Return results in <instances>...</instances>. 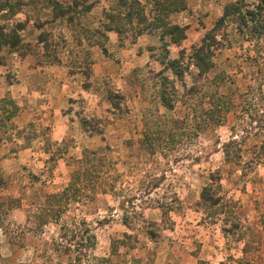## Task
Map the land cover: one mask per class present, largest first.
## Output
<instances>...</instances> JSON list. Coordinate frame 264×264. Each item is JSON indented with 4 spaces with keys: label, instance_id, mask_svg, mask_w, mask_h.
<instances>
[{
    "label": "rangeland",
    "instance_id": "374dc122",
    "mask_svg": "<svg viewBox=\"0 0 264 264\" xmlns=\"http://www.w3.org/2000/svg\"><path fill=\"white\" fill-rule=\"evenodd\" d=\"M151 3L0 0L20 28L0 49V264H68L51 243L82 229L87 260L264 264V41L238 19L258 0H173L178 38Z\"/></svg>",
    "mask_w": 264,
    "mask_h": 264
},
{
    "label": "trees",
    "instance_id": "16d2710c",
    "mask_svg": "<svg viewBox=\"0 0 264 264\" xmlns=\"http://www.w3.org/2000/svg\"><path fill=\"white\" fill-rule=\"evenodd\" d=\"M127 1L129 0H117V3L123 6ZM172 2L173 0H152V3H151L155 13H154V16L151 18V23H149V25L152 26L154 29H159L160 37L162 38H164L165 36H168L169 38L176 37L177 35H178L177 38L181 36V30L179 29V27L172 25L168 21H166L168 14L174 11V9H172ZM132 4L136 5L135 1H132ZM234 9H235V6L227 8L223 12L222 16L219 18L217 23L220 25L224 24L225 20L229 16L230 11ZM130 14H127L126 16L122 17V16H119L120 15L119 13H115V15L113 16L112 14H109L108 17L110 18L111 21L115 20L118 23L120 22V20H122L126 24H129L131 20L134 19L132 16H130ZM137 15L139 14L136 13V16ZM58 16L59 14L52 15V17H58ZM243 16L245 17L238 18L239 22H241L240 24H242V26L245 27V25H247V22H254V29L251 31V28H248L251 32H253L255 30V27H256L255 25L257 23V25L259 26V38H261L264 41V0H258V3L255 6V10L254 11L247 10L245 12V15ZM114 17H117V18H114ZM17 25L19 26V24H16V26ZM216 26L218 27L217 24ZM177 29L180 30V33H177L178 32ZM18 31H20L19 27L11 28L8 30L0 29V49L3 47L13 48V46L17 45L19 42ZM149 31H152V30L150 29ZM9 39H12V40H9ZM248 39L251 40L250 38ZM212 45L215 46L217 45V43L213 42L211 38L204 37L203 46L197 49L196 52L192 53V57L196 59V65L199 67L200 72L203 74L208 72L211 66L209 62H205V58L201 55L204 54V49L206 50L207 48H211ZM206 61H209V58L206 59ZM168 67H169L168 69L174 71L177 77L179 78L181 77V72L178 70L180 66L177 62L175 61L169 62ZM217 100L218 101H215L213 104L212 112L214 111L215 114H217L216 117L219 120V119H222L224 114L226 113L227 104H226L224 97H217ZM162 101H163V98H162ZM218 120H217V123H218ZM83 173L85 175L88 174L87 172H83ZM82 178L83 177L80 176V174H77V176L74 177V181L80 182ZM68 188H69L68 190H70V187ZM209 188L211 187L209 186ZM203 189H208V187H204ZM200 198L202 199L203 195H201ZM215 199L217 200V198ZM211 203L212 205H217L218 201L214 200V201H211ZM69 233L70 232H67V233L63 232L62 234H60L57 241H52L51 243L53 252H57V253L62 252V254H71V253L74 254V256L72 257V262H69L68 264H115V263H112L108 258L95 259L93 257H90L88 258L89 261L86 259V255H84V250L86 249V247H89L88 244L92 241L91 240L92 238L91 236H89L88 234L89 231L87 229H82L81 231H78L75 234H71V233L69 234ZM119 243L121 246H127L128 249L132 248L128 242H119ZM68 258L70 259V257ZM139 263H140L139 261H130L127 264H139Z\"/></svg>",
    "mask_w": 264,
    "mask_h": 264
},
{
    "label": "crops",
    "instance_id": "0c3cea01",
    "mask_svg": "<svg viewBox=\"0 0 264 264\" xmlns=\"http://www.w3.org/2000/svg\"><path fill=\"white\" fill-rule=\"evenodd\" d=\"M264 171V170H263ZM262 175H264V173L262 174ZM264 177V176H263ZM263 218H264V216L263 217H261V221L263 220ZM260 230L263 232V234H264V227H263V224L262 225H260Z\"/></svg>",
    "mask_w": 264,
    "mask_h": 264
}]
</instances>
